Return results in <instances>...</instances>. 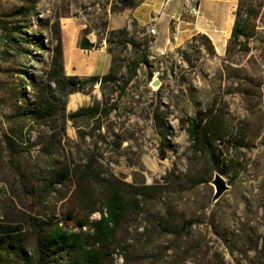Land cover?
I'll return each instance as SVG.
<instances>
[{
  "label": "rangeland",
  "instance_id": "374dc122",
  "mask_svg": "<svg viewBox=\"0 0 264 264\" xmlns=\"http://www.w3.org/2000/svg\"><path fill=\"white\" fill-rule=\"evenodd\" d=\"M161 1L156 0L158 8ZM256 1L262 8L252 39L230 54L214 56L203 41L181 43L190 19L171 22L170 31L160 7L157 44L148 43L150 63L128 74L135 54L118 39L108 45L109 32L126 28L136 42L154 36L147 27L145 33L132 27L131 9L118 10V0H0V222L39 210L40 218L77 231L65 217L76 207L70 194L74 191L75 197L88 198L90 208H99L118 189L129 205L113 239L114 264H264V0ZM188 2L207 27L221 31L213 43L225 48L233 0H199L198 6L195 0ZM172 5L181 16L182 1ZM142 12L147 15L146 8ZM3 23L17 42L4 41ZM57 23L66 41L85 37L95 46L82 53L66 43L76 67L100 71L105 55L99 52L111 49L119 72L115 80L102 87L96 83L86 94L63 98L56 93L55 116L62 120L57 127L49 121L37 126L17 117L46 89L43 78ZM155 78L158 89L150 85ZM71 97L73 107L68 106ZM93 105L112 107L94 120L74 124L67 119ZM205 111L219 121L211 134L213 149L200 153L184 128ZM9 139L17 142L14 150L6 143ZM239 139L243 147L230 149V142ZM219 149L222 165L215 161ZM67 167L73 184L60 191L69 199L50 197L44 207H34L30 183L38 180L41 188L56 168ZM215 172L229 189L211 205ZM146 187L145 197H138V189ZM86 212L76 210V216ZM98 218L94 213L89 221Z\"/></svg>",
  "mask_w": 264,
  "mask_h": 264
},
{
  "label": "trees",
  "instance_id": "16d2710c",
  "mask_svg": "<svg viewBox=\"0 0 264 264\" xmlns=\"http://www.w3.org/2000/svg\"><path fill=\"white\" fill-rule=\"evenodd\" d=\"M118 10L125 8L135 9L143 0H118ZM262 8V3L256 0H237L233 13V25L229 38L226 42L225 54H230L234 46L241 45L245 47L255 33V20L258 12ZM132 27L139 28L142 33L146 32V27H139L133 20ZM5 33V42H17L9 33L6 23L1 26ZM118 39L122 45L131 47L135 54L134 59L130 62L128 74L140 67V65H149L150 48L148 43L153 42V38L144 37L142 41L136 42L134 34H130L126 28L113 30L109 32L107 39L108 45L113 39ZM52 49L50 62L47 72L44 74L46 89L34 97V103L29 108H25L23 113L18 115L17 120L30 121V123H38L37 126L45 124L42 121H49L56 127L62 118L56 115L55 94L60 92L62 97L74 93L86 94L91 86L100 80L99 85L102 87L107 83L115 80V76L119 70L115 67L112 59L109 72L102 76H90L87 78H79L77 76H67L64 73V54L63 43L61 37L60 26L57 23L51 37ZM200 40L206 43L210 56L215 55V50L210 39L203 35L197 34L191 37V41ZM33 43H36L32 41ZM141 47H143L141 49ZM78 48L83 51L95 49L93 43L87 38L81 37L78 41ZM111 55V49L107 50ZM130 77L127 79L129 80ZM124 84L127 85L128 81ZM111 106L107 108H99L98 105L89 107H81L75 112L67 115V119L72 123L78 120H94L101 115L107 116ZM55 116L54 118H52ZM218 116L211 111L197 112L194 119L186 122L185 132L192 141L194 149L200 153H205L213 149L211 134L218 126ZM43 123V124H42ZM63 131L64 128L62 127ZM220 143H224L220 138L216 139ZM239 139L230 142V149L233 146L237 148L243 147ZM10 150H14L17 142L12 139L7 140ZM14 145V146H13ZM226 144V150L228 149ZM215 155L216 164L222 165V150ZM225 154V152H224ZM232 162L230 158L227 165ZM85 173V172H84ZM221 175V173H219ZM73 175L69 168H56L49 178L45 179L43 187L39 188L37 181L30 183L32 200L34 207L38 209L44 207L47 198L55 197L57 202L72 198L76 202V207L70 209L66 214V220L73 221L77 231L69 230L58 222L50 219L40 218L39 210L37 212L22 213L20 218H6L0 222V264H114L113 255L115 248L112 246L113 239L119 224L124 219L125 212L129 205V200L118 189H113L107 194L100 203L99 208H90L88 198L75 197L74 191L69 198L66 193L60 191L61 188H67L73 184ZM84 174L80 176L82 179ZM88 177V174L85 175ZM42 185V184H41ZM74 187L77 188L78 186ZM149 187L138 189L137 196L145 197V192ZM76 210L87 211L84 217H77ZM98 213L97 220L89 221V217ZM85 228V231L83 230Z\"/></svg>",
  "mask_w": 264,
  "mask_h": 264
},
{
  "label": "crops",
  "instance_id": "0c3cea01",
  "mask_svg": "<svg viewBox=\"0 0 264 264\" xmlns=\"http://www.w3.org/2000/svg\"><path fill=\"white\" fill-rule=\"evenodd\" d=\"M175 1L176 0H162L161 5H160V7L162 8V11L160 14L163 15L167 19L169 30H170V23L171 22H173L175 24V21H177V20L182 21L183 17H184L183 20H186V18H189L190 22L187 23L185 21L186 22L185 26H184L185 29H184V31H181V33L184 35V38L181 41V43L189 40L194 35L203 34V35L207 36L210 39V41L212 42L216 54L217 55H223L225 52V48L223 47L222 49H219L213 43V38H215V36L218 35L221 31L219 32L218 28L215 25L213 27H207L205 22L201 21L198 16L193 17V16H190L189 14H187L185 12L184 0H177V1H179L180 6H181V1H182V7H181V10L183 12L182 15L181 16L178 14L175 15V13H174L175 11L173 10L174 6L172 5ZM236 2H237V0H233L232 11H231L232 17H231V21L229 22V29L227 30V34L225 37V47H226L227 39L229 38V37H227L228 33L231 32V27L233 24V13L235 10ZM160 7L159 8L157 7L156 0H143L142 3L138 7H136L135 9L130 11L131 17L139 26L148 28V25L150 23L151 18H155L156 22L160 18V15H158V12L160 11ZM143 8L147 9V15L146 16H144V13L142 12ZM163 10H165L164 13H163ZM154 14H156V15H154ZM156 22H155V25H156ZM155 31H156V28H155ZM156 35H157V32L153 37V47L155 44H157V42L155 40ZM90 42L93 43L92 41H90ZM62 43H63V54H64V72L67 76H77V77L83 79V78H87L90 76L102 77L109 72V68H110V64H111V58L106 52H103V51L99 52L100 53L99 55H105L104 62L102 61L103 64H105V65L101 69H99L100 71H98V69H95V68L93 70L89 69V70L85 71L80 66L76 67L73 64L72 59H70V57L66 54V47H65L66 43H69V45L72 48H76L78 46V39H76V41L73 44H71L70 42L65 40V36L62 32ZM155 49H156V51H162L164 48L163 47H160V48L157 47ZM80 52L91 53L92 51L80 50ZM93 52H95V51H93ZM96 53H98V52L96 51Z\"/></svg>",
  "mask_w": 264,
  "mask_h": 264
},
{
  "label": "water",
  "instance_id": "95a60500",
  "mask_svg": "<svg viewBox=\"0 0 264 264\" xmlns=\"http://www.w3.org/2000/svg\"><path fill=\"white\" fill-rule=\"evenodd\" d=\"M100 80L97 81L99 84ZM151 87L158 89L160 87V80L155 78L151 83ZM210 185L213 187V195L211 197V205H214L220 197L229 189V186L226 184L225 179L218 173L215 172Z\"/></svg>",
  "mask_w": 264,
  "mask_h": 264
},
{
  "label": "built area",
  "instance_id": "2783aa9c",
  "mask_svg": "<svg viewBox=\"0 0 264 264\" xmlns=\"http://www.w3.org/2000/svg\"><path fill=\"white\" fill-rule=\"evenodd\" d=\"M196 4L198 6L199 0H195ZM184 7H185V12L189 14L190 16L196 17L198 16V9L195 7H192L188 0H184ZM155 18H151L150 23L148 25V34L154 36L156 34L155 31Z\"/></svg>",
  "mask_w": 264,
  "mask_h": 264
},
{
  "label": "bare ground",
  "instance_id": "6f19581e",
  "mask_svg": "<svg viewBox=\"0 0 264 264\" xmlns=\"http://www.w3.org/2000/svg\"><path fill=\"white\" fill-rule=\"evenodd\" d=\"M73 99H74V97H71V100H70V102L68 104L69 107H73L74 106Z\"/></svg>",
  "mask_w": 264,
  "mask_h": 264
}]
</instances>
